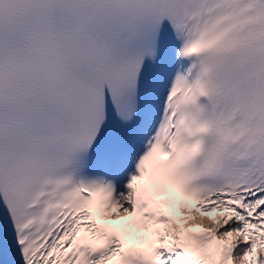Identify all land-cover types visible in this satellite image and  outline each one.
<instances>
[{
	"label": "snow or ice",
	"instance_id": "1",
	"mask_svg": "<svg viewBox=\"0 0 264 264\" xmlns=\"http://www.w3.org/2000/svg\"><path fill=\"white\" fill-rule=\"evenodd\" d=\"M0 264H264V0H0Z\"/></svg>",
	"mask_w": 264,
	"mask_h": 264
},
{
	"label": "bare ground",
	"instance_id": "2",
	"mask_svg": "<svg viewBox=\"0 0 264 264\" xmlns=\"http://www.w3.org/2000/svg\"><path fill=\"white\" fill-rule=\"evenodd\" d=\"M113 211H115V209H114ZM204 219H206V220H211L210 218H204Z\"/></svg>",
	"mask_w": 264,
	"mask_h": 264
}]
</instances>
